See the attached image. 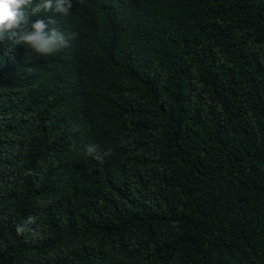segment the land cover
I'll list each match as a JSON object with an SVG mask.
<instances>
[{"label": "trees", "instance_id": "16d2710c", "mask_svg": "<svg viewBox=\"0 0 264 264\" xmlns=\"http://www.w3.org/2000/svg\"><path fill=\"white\" fill-rule=\"evenodd\" d=\"M48 16L59 53L0 42V264H264V0Z\"/></svg>", "mask_w": 264, "mask_h": 264}, {"label": "clouds", "instance_id": "9594fccd", "mask_svg": "<svg viewBox=\"0 0 264 264\" xmlns=\"http://www.w3.org/2000/svg\"><path fill=\"white\" fill-rule=\"evenodd\" d=\"M72 2L73 0H0V42L9 41L11 45L24 44L45 56L59 53L70 45L76 33L66 34L57 26L49 29V25H57L52 16H48L47 21L37 18L34 22L30 21V17L41 12H56L67 16L70 14ZM84 151L85 155L98 161H103L110 155V152L103 151L95 143L86 145ZM36 222L37 217L29 215L21 224L16 225L17 235H40L38 226L33 227Z\"/></svg>", "mask_w": 264, "mask_h": 264}]
</instances>
